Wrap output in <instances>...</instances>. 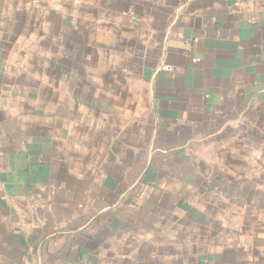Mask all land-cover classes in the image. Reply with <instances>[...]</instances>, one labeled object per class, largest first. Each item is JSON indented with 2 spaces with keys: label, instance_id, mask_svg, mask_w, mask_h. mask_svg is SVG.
Returning <instances> with one entry per match:
<instances>
[{
  "label": "crops",
  "instance_id": "obj_1",
  "mask_svg": "<svg viewBox=\"0 0 264 264\" xmlns=\"http://www.w3.org/2000/svg\"><path fill=\"white\" fill-rule=\"evenodd\" d=\"M0 264H264V0H0Z\"/></svg>",
  "mask_w": 264,
  "mask_h": 264
}]
</instances>
